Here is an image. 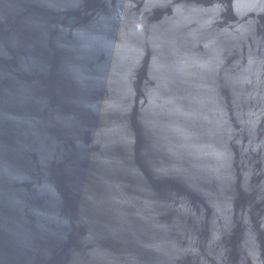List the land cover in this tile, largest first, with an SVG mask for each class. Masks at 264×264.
<instances>
[{"label": "water", "instance_id": "obj_1", "mask_svg": "<svg viewBox=\"0 0 264 264\" xmlns=\"http://www.w3.org/2000/svg\"><path fill=\"white\" fill-rule=\"evenodd\" d=\"M0 264H264V0H0Z\"/></svg>", "mask_w": 264, "mask_h": 264}]
</instances>
